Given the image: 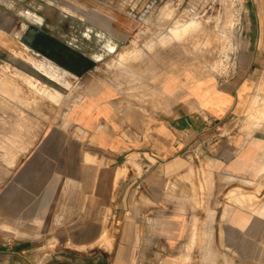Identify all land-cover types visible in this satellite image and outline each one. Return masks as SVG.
<instances>
[{
    "label": "crops",
    "instance_id": "crops-1",
    "mask_svg": "<svg viewBox=\"0 0 264 264\" xmlns=\"http://www.w3.org/2000/svg\"><path fill=\"white\" fill-rule=\"evenodd\" d=\"M230 3L231 72H160L138 96L88 81L62 121L13 152L0 264H264V204L244 199L264 195V127L234 124L264 89V0Z\"/></svg>",
    "mask_w": 264,
    "mask_h": 264
},
{
    "label": "rangeland",
    "instance_id": "rangeland-1",
    "mask_svg": "<svg viewBox=\"0 0 264 264\" xmlns=\"http://www.w3.org/2000/svg\"><path fill=\"white\" fill-rule=\"evenodd\" d=\"M2 1L8 12L0 19V172L13 164L14 151H18L16 157L25 155L47 124L64 119L87 89L88 81L117 83L138 96L144 92L143 84L157 80L160 72L177 71L194 78L226 74L234 69L230 62L237 60L232 49L239 24L232 25L229 20L233 9L230 0ZM28 19L44 22L55 34L79 44L94 58L90 67L72 73L43 52L31 49L21 38ZM230 45L233 48L227 50ZM29 51L35 59L29 62L39 64L40 73L50 76L47 83L66 86L59 100L31 89V74L18 61H28ZM40 73L37 75L46 80ZM69 78L70 86L66 85ZM6 80L8 90L4 89ZM237 123L264 127V89L242 120L234 121ZM244 199L253 210L264 204V195H245ZM187 260L193 264H236L220 258Z\"/></svg>",
    "mask_w": 264,
    "mask_h": 264
},
{
    "label": "flooded vegetation",
    "instance_id": "flooded-vegetation-1",
    "mask_svg": "<svg viewBox=\"0 0 264 264\" xmlns=\"http://www.w3.org/2000/svg\"><path fill=\"white\" fill-rule=\"evenodd\" d=\"M47 24L28 19V25L21 38L35 52H43L64 68L79 73L90 67L94 58L81 49L79 44L65 40L46 27Z\"/></svg>",
    "mask_w": 264,
    "mask_h": 264
},
{
    "label": "bare ground",
    "instance_id": "bare-ground-1",
    "mask_svg": "<svg viewBox=\"0 0 264 264\" xmlns=\"http://www.w3.org/2000/svg\"><path fill=\"white\" fill-rule=\"evenodd\" d=\"M162 15H166V16H169V13H166V12H162L160 13ZM173 23V22H172ZM166 27V26H165ZM176 27V23L175 25H173L171 27L170 30H173L174 28ZM165 30V29H164ZM174 32V31H173ZM172 34V33H171ZM28 61L27 60H24V59H21V58H18V61L20 63H22L24 66L23 67V70L30 75V78L28 79V83L31 87L32 90H35V91H39V92H42V93H47V95L52 99V100H59L60 97L64 94V91H65V88L66 86L61 84V83H57V84H49L47 83V79H51L49 78L50 76H46L44 75L42 72L40 73V70L37 66H39V64H37L36 62V65L35 64H32L30 63L29 61L31 62H34L35 59L32 58L31 54H30V51H29V56L27 57ZM43 59V58H42ZM20 70V69H19ZM18 70V71H19ZM22 70V71H23ZM18 71H15L18 73ZM14 72V74H16ZM37 73H40L42 76L44 75L46 80L44 78H42L41 76L37 75ZM43 76V77H44ZM20 77V76H19ZM9 80H6L4 82V89L5 90H8L9 89ZM12 82V81H11ZM15 83V82H14ZM16 84V83H15ZM72 84V80L69 78V80L67 81V84L68 86H70ZM18 85V84H17ZM16 88V87H15ZM46 95V94H45Z\"/></svg>",
    "mask_w": 264,
    "mask_h": 264
}]
</instances>
